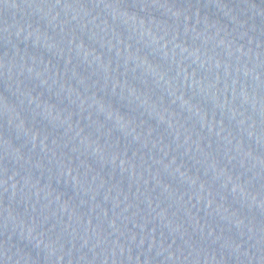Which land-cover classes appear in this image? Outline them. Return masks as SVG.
Returning a JSON list of instances; mask_svg holds the SVG:
<instances>
[{
	"label": "water",
	"instance_id": "water-1",
	"mask_svg": "<svg viewBox=\"0 0 264 264\" xmlns=\"http://www.w3.org/2000/svg\"><path fill=\"white\" fill-rule=\"evenodd\" d=\"M0 264H264V0H0Z\"/></svg>",
	"mask_w": 264,
	"mask_h": 264
}]
</instances>
